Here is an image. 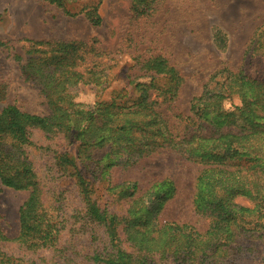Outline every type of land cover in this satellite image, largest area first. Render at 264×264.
Segmentation results:
<instances>
[{
	"label": "trees",
	"instance_id": "1",
	"mask_svg": "<svg viewBox=\"0 0 264 264\" xmlns=\"http://www.w3.org/2000/svg\"><path fill=\"white\" fill-rule=\"evenodd\" d=\"M42 1L71 16L82 13L92 26L101 23L98 8L102 0L75 12L66 8L68 0ZM153 2L131 0L132 9L144 16L153 10ZM5 44L0 41V46ZM88 53L101 55L83 41L38 40L29 41L24 55L14 54L22 61V75L38 86L48 106L46 115L22 111L14 104L0 110V184L28 191L19 208V244L25 249L56 247L64 226L58 212H53L64 208L70 199L68 189L46 188L37 177L29 148L34 145L31 136L38 131L47 140L76 145L74 156L62 151L54 158L63 176L75 177L76 191L69 186V195L81 199L82 208L76 202L70 204L74 211L79 209L77 221L94 232L103 229L104 248L99 251L100 240L90 243L93 263L157 264L158 258L173 264H237L241 258L258 254L254 233L244 235L242 225H250L255 232L264 230V80L227 67L215 71L191 99L190 114H175L186 131L180 135L162 106L171 108L182 78L163 56L145 59L141 76H128L122 87L111 91L109 99L86 106L73 101L75 85L94 84L105 89L117 80L111 66L101 61L82 66ZM246 53L264 54V23L254 31ZM232 99L239 104L226 107L225 102ZM157 150H169L202 166L191 204L197 214L208 219L204 232L189 223L157 224L158 213L175 193L169 178L153 182L137 197L138 181L107 186L106 192L130 200L126 213L120 216L100 205L93 181L80 171L81 165L87 168L86 162L92 163V176L103 180L106 177L100 175L107 176L109 169ZM96 153H101L98 158ZM117 188L120 190L115 191ZM45 191L54 200L51 210L43 201ZM4 241L0 231V263L10 260L2 249Z\"/></svg>",
	"mask_w": 264,
	"mask_h": 264
},
{
	"label": "rangeland",
	"instance_id": "2",
	"mask_svg": "<svg viewBox=\"0 0 264 264\" xmlns=\"http://www.w3.org/2000/svg\"><path fill=\"white\" fill-rule=\"evenodd\" d=\"M95 1L68 0L66 8L75 12ZM152 6V11L141 16L133 11L131 0H102L98 8L101 23L92 26L82 13L71 16L42 0H0V41L6 43V46H0V110L14 104L22 111L39 115L48 113L44 95L31 80L25 79L20 69L22 61L14 58V54L24 55L29 41H83L101 53L98 57L86 54L82 66L101 61L111 66L117 80L105 89L94 84L75 85L73 101L86 106L109 99L111 91L122 87L128 76H141V64L145 59L163 56L182 78L171 108L168 109L166 104L162 106L173 130L180 135L186 131L175 114H190L191 99L201 92L215 71L227 67L231 71H242L250 78L264 80V54L250 56L246 53L254 31L264 23V0H154ZM231 104L238 105L239 102L236 99L225 102L226 107ZM31 138L34 145L29 148L30 159L38 179L46 188L56 185L68 189L69 201L64 208L53 212L55 215L58 212L64 228L56 247L25 249L16 238L19 208L28 191L13 190L0 184V231L6 238L2 249L10 255L8 262L0 264H95L90 258V243L94 239L100 240L99 251L104 248L103 229L94 232L77 221L79 209L74 211L70 204L76 202L75 205L82 208L81 199L76 194L69 195V186L76 191L73 187L75 177L63 176L54 158L62 151L74 156L76 145L66 144L63 140L58 143L47 140L38 131ZM100 154L96 153L95 157ZM86 164L90 167L81 165V174L93 181L96 200L109 211L120 216L125 214L130 200L118 197L116 192H106L107 186H125L130 181H138L137 197L153 182L169 178L176 188L175 193L158 213L157 224L189 223L199 232L207 229L208 219L197 214L191 204L201 165L169 150H157L130 164L120 163L109 169L107 176L106 173L100 175L106 177L101 180L94 179L89 171L93 164ZM43 201L51 210L54 200L50 192H44ZM237 201L248 204L243 198H237ZM242 226L246 230L244 235L254 233V245L259 253L241 258L237 264H263L264 230L255 232L248 224ZM121 238L124 239V235ZM127 245L122 243L123 248L127 249ZM60 248L64 249L58 250ZM156 261L157 264H173L158 258Z\"/></svg>",
	"mask_w": 264,
	"mask_h": 264
}]
</instances>
